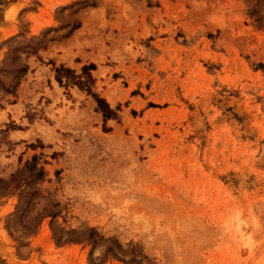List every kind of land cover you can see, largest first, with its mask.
Instances as JSON below:
<instances>
[{
	"label": "rangeland",
	"instance_id": "rangeland-1",
	"mask_svg": "<svg viewBox=\"0 0 264 264\" xmlns=\"http://www.w3.org/2000/svg\"><path fill=\"white\" fill-rule=\"evenodd\" d=\"M0 264H264V0H0Z\"/></svg>",
	"mask_w": 264,
	"mask_h": 264
},
{
	"label": "trees",
	"instance_id": "trees-1",
	"mask_svg": "<svg viewBox=\"0 0 264 264\" xmlns=\"http://www.w3.org/2000/svg\"><path fill=\"white\" fill-rule=\"evenodd\" d=\"M69 80L71 81V79ZM73 82H77L78 84H83L81 81H78V80H75ZM96 104H97V109L101 112L104 120L115 117V112L108 106V104L104 100L97 99ZM94 241H96V239H94ZM106 250L107 252L111 251L110 247L108 246L106 247Z\"/></svg>",
	"mask_w": 264,
	"mask_h": 264
}]
</instances>
